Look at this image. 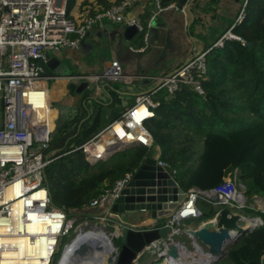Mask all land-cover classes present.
Masks as SVG:
<instances>
[{"label": "built area", "instance_id": "built-area-1", "mask_svg": "<svg viewBox=\"0 0 264 264\" xmlns=\"http://www.w3.org/2000/svg\"><path fill=\"white\" fill-rule=\"evenodd\" d=\"M157 1V7L162 9ZM249 1L240 0L234 23L210 48L193 52L184 64L169 74L153 76L157 82L153 90L138 94L134 104L121 112L116 120L79 146L87 159L94 163L117 150L136 145L150 149L154 140L145 123L155 116L154 109L159 105L154 95L163 89L174 95L183 84L191 85L198 93L204 94L201 78L207 72V54L213 47L223 46L226 39L244 42L233 28L244 18ZM67 2L0 0V264H55L64 238L71 237L67 248L79 236L97 231V225L86 228L87 220L109 226L111 220L120 217L112 211L113 203L138 172L126 173L112 188L92 199L88 208L98 212L86 218V222L69 217L64 210L52 204L45 176V169L53 160V153H47L53 132L52 110L47 77L38 61L53 50L79 48L94 26L104 20L136 24L140 32L144 30L140 18L127 16L140 0H121L109 8L95 9L94 13L88 9L79 18L68 15ZM153 18L149 20L148 27ZM81 78L96 84L100 80H126L129 76L124 74L115 58L103 73ZM103 138H106V150L98 152L97 143ZM157 164L176 178L177 171L160 156ZM237 173L238 169H235L234 176H228L211 188L188 189L185 200L165 220L153 219L152 223L144 224L146 228L170 227L172 232L166 239L147 245L142 257L147 253L158 257L167 253L168 245L176 243L174 238L186 230L182 229L181 223L201 215L200 199L216 206L213 220L218 219L223 206L231 211L247 207L246 187ZM256 202L255 209L264 212V201L258 197ZM240 215L238 222L243 226L263 224L260 216ZM177 244L184 246L181 242Z\"/></svg>", "mask_w": 264, "mask_h": 264}, {"label": "trees", "instance_id": "trees-1", "mask_svg": "<svg viewBox=\"0 0 264 264\" xmlns=\"http://www.w3.org/2000/svg\"><path fill=\"white\" fill-rule=\"evenodd\" d=\"M77 1L67 2L70 17ZM88 2L85 0L84 4ZM176 2L159 0L163 8ZM93 3L99 9L114 4L110 0ZM151 13L141 15L144 30L134 42L138 46L144 44ZM200 19L195 20L193 27ZM233 32L244 42L226 39L223 46L213 47L207 54V72L201 78L204 94L188 84L181 85L172 97L164 89L158 91L154 95L159 102L155 116L145 124L160 148V158L177 171V181L185 191L192 187L211 188L222 181L224 173H215L217 162L212 161L210 150L224 149L231 155L225 173L234 176L238 169L237 177L246 187L247 207L243 211L260 216L263 224L246 230L235 245L229 246L227 256L215 264H264V212L255 209L256 198L264 201V0L249 1L244 18ZM212 45L207 44L206 49ZM119 87L114 83L109 91ZM104 122L110 123L104 105L89 92L82 97L78 109L52 132L47 150L53 153V160L45 169L52 204L79 222L92 217L93 210L88 208L91 200L112 188L126 173L139 170L149 151L136 145L94 163L89 161L79 146L107 126ZM200 142L201 153L197 150ZM246 145L247 157L239 156ZM210 177L217 180L211 182ZM198 207L199 224L217 212L216 206L203 199Z\"/></svg>", "mask_w": 264, "mask_h": 264}, {"label": "crops", "instance_id": "crops-1", "mask_svg": "<svg viewBox=\"0 0 264 264\" xmlns=\"http://www.w3.org/2000/svg\"><path fill=\"white\" fill-rule=\"evenodd\" d=\"M116 3L117 0H110ZM78 0L71 17L79 18L88 9L99 6L89 0ZM157 0H140L128 12V17L142 18V13L151 11L150 26L142 46L136 45V38L131 40L130 48L124 46L122 30L126 23L104 20L97 24L84 38L79 48H70L63 52L62 64L54 77H47L50 93L51 113L58 126L77 110L84 94L71 87V80L81 76L101 74L113 59H118L126 80L96 83L93 97L99 102L120 107L123 112L135 102V97L149 92L156 87L153 76L166 75L184 64L193 52L206 49L234 23L240 9V0H197L187 2L183 9L175 6L157 7ZM198 3V6H197ZM171 4V5H172ZM197 18L200 22L193 27ZM148 20V23L150 22ZM142 23V19H141ZM143 24V23H142ZM150 38L146 40L148 34ZM52 52V51H50ZM114 83L120 87L111 93L109 87ZM51 117V119H52ZM118 214V213H117ZM120 215V214H119ZM153 218L147 213L132 216L120 215L111 220L113 231L122 223L135 227H144L152 223ZM165 220V219H160ZM122 222V223H121Z\"/></svg>", "mask_w": 264, "mask_h": 264}, {"label": "water", "instance_id": "water-1", "mask_svg": "<svg viewBox=\"0 0 264 264\" xmlns=\"http://www.w3.org/2000/svg\"><path fill=\"white\" fill-rule=\"evenodd\" d=\"M186 3L187 0H177L176 8L181 10ZM139 33V27L136 24L127 25L122 30L124 46L130 48L132 46L131 40L136 38ZM149 36H151L150 33L146 40L150 38ZM66 49L67 47L53 50L47 53L44 59L38 61L44 76L54 77L59 72L63 52ZM102 82L104 83L105 80ZM71 87L84 95L94 92L96 89L95 83L78 78L71 80ZM103 105L109 122L120 116V107H112L110 103H103ZM114 150L115 148H112V151ZM160 153L157 144L149 149L143 165L113 203V212L123 216L147 213L153 219H166L178 209L186 198L185 190L179 185L177 178L172 177L166 169L157 164ZM107 157L109 156L106 155L104 158ZM240 218V214L233 213L228 207H225L219 210L217 220H207L196 228H187L185 232L198 243L206 246V252L210 255V263L215 264L226 257L229 246L235 245L242 234L251 228L238 222ZM171 232L172 229L165 226L146 228L122 223L118 226V230L112 233V239L114 241L119 239L120 242L116 245V251L112 252L108 262L109 264H138L143 258L142 251L147 245L166 239ZM104 235H106L105 232ZM96 247L101 248L100 244H97ZM65 248L66 246L63 252ZM86 248V245L83 246V251ZM178 255L176 247L171 246V249L166 254H162L160 259L166 258V256L177 257Z\"/></svg>", "mask_w": 264, "mask_h": 264}, {"label": "bare ground", "instance_id": "bare-ground-1", "mask_svg": "<svg viewBox=\"0 0 264 264\" xmlns=\"http://www.w3.org/2000/svg\"><path fill=\"white\" fill-rule=\"evenodd\" d=\"M103 139L97 143L96 151L98 152L106 150V138ZM103 235L104 232L99 230L79 236L66 248L57 264H109L108 260L112 252L116 251V245L114 239L110 241L107 236ZM110 236L112 238V235ZM97 244H100L101 248L96 247ZM85 245L87 248L83 251L82 248ZM171 246L176 247L179 255L177 257L167 256V264H210V255L198 243H195L196 252H191L177 243L168 245L167 251L171 249Z\"/></svg>", "mask_w": 264, "mask_h": 264}, {"label": "rangeland", "instance_id": "rangeland-1", "mask_svg": "<svg viewBox=\"0 0 264 264\" xmlns=\"http://www.w3.org/2000/svg\"><path fill=\"white\" fill-rule=\"evenodd\" d=\"M52 116H53V113H52L51 117ZM51 121H52L53 132H55L58 129L59 126L57 125L56 122H54L53 117H52ZM104 124L107 125V123H105V122H104ZM197 148H198L197 150L199 151V153H201L202 150H203V143L200 142ZM224 148H226V147H224ZM248 150H249V148L246 145V147L243 148V150L240 152L239 156L240 155L242 156L243 154H246V157H247ZM210 152H212L211 154H213V160L212 161H216L217 162V164H215L217 166L216 169H215V173L218 174L221 171V175L224 173L223 176H222V180L227 178L229 175L227 173H225V172H227L228 164H230V162H231L230 161L231 155L229 156L228 154H226L224 149H222V150L214 149V150H210ZM214 178H216V176ZM214 178L210 177L208 179H212L211 182H214V181L217 180V179H214ZM225 207L226 206H223L222 208H225ZM232 211L234 213H236V214H244L247 217H251L250 214H248L247 212H245L243 210H240V209H234L233 208ZM97 212H98L97 210H93L92 214H95ZM200 221H201V218L189 219V220H186V221L182 222L181 223V227H182L183 230L187 229V228H196V227L199 226ZM85 224L87 225L86 226L87 229L91 228L90 225H97V231L98 230H102L103 232L106 233L105 237L107 236L110 241L112 240L110 235H112V233L114 232L113 229H112V227H113L112 225H114V224L110 223L109 226H105L103 223H95V222L94 223H90L88 220H87V222ZM248 226H249V223H248ZM70 239H71V237H66V238L63 239V243H62V245H61V247H60V249H59V251H58V253L56 255V263H57L58 258L60 257L61 252L63 251V249L66 246V244L70 241ZM174 240H175L176 243L181 242L191 252H196V248H195V242L196 241L193 238H191L189 235H187L185 233V231H182V233L180 235H177L174 238ZM114 242H115V245H118L120 240L119 239H115ZM199 244L201 245V247L203 248L204 251H207V248H206L205 245H202L201 243H199ZM139 263L140 264H167L166 258L160 259V257H158L156 254H151V253H147L141 259V261Z\"/></svg>", "mask_w": 264, "mask_h": 264}]
</instances>
